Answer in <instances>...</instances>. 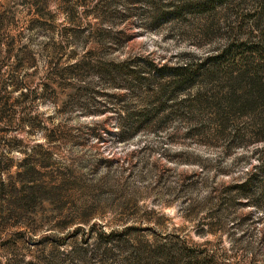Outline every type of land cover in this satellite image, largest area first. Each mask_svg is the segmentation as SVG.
Wrapping results in <instances>:
<instances>
[{"label": "rangeland", "instance_id": "rangeland-1", "mask_svg": "<svg viewBox=\"0 0 264 264\" xmlns=\"http://www.w3.org/2000/svg\"><path fill=\"white\" fill-rule=\"evenodd\" d=\"M203 1L0 0V264H264V15Z\"/></svg>", "mask_w": 264, "mask_h": 264}, {"label": "trees", "instance_id": "trees-1", "mask_svg": "<svg viewBox=\"0 0 264 264\" xmlns=\"http://www.w3.org/2000/svg\"><path fill=\"white\" fill-rule=\"evenodd\" d=\"M225 1H227V0H204L202 4L204 5V7L209 8L210 6L213 7V5H215L217 3H223ZM196 4L197 3L192 2V3H190V5L188 7L189 8L194 7V9H195ZM256 8L262 9V15H264V0H257V7ZM173 13H174V15H178L179 14V8L176 9ZM262 33H263L262 35H264V30ZM237 49H238V47H235L234 52ZM246 53H247V55L249 54L252 56L254 54H257V53L262 54V53H264V46L262 48L249 47V49H247V50L242 49V52L239 54L243 55ZM221 56L222 55H218L217 57L221 58ZM192 65L173 67L170 70L169 74H172L174 77H176V79H179L180 81L184 82L188 78H190L191 75H193V76L195 75L192 72V70L189 68ZM189 71H191V72H189ZM248 74H250V73H248ZM256 80H257V78L255 79L254 77H250V78L246 79V81L248 82V85L251 86V84H252V87H250V91L254 93V96H255L254 101H256V99H258V98H260L262 101H264V93L263 92H260L258 90V93H257L258 95L255 94L253 85H255ZM200 253H203V252L200 251ZM146 258H147L146 260H147L148 264H201V262L203 261L202 259H200L199 253H196V249H194L192 247H188L186 244L183 247L177 248L175 251L169 249V250H165V251H160L159 254H157L155 252H151V253H149L148 257H146Z\"/></svg>", "mask_w": 264, "mask_h": 264}]
</instances>
